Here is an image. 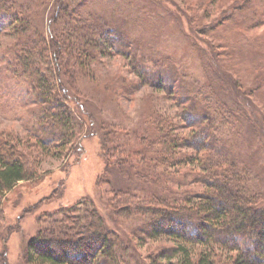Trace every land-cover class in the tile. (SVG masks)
<instances>
[{"label":"rangeland","instance_id":"rangeland-1","mask_svg":"<svg viewBox=\"0 0 264 264\" xmlns=\"http://www.w3.org/2000/svg\"><path fill=\"white\" fill-rule=\"evenodd\" d=\"M59 1H44L36 27L46 26ZM71 1L76 2L72 8L86 22L92 17L107 29L99 41L103 52L87 70L72 60L77 71L71 67L68 73L63 72L67 100L84 127L74 143L59 146L50 154H38L34 148L41 159L37 166L42 177L19 182L0 204L5 215L0 221V264H29L26 246L40 226L59 216L56 212L60 209L76 203L82 206L85 201L99 210L105 228L115 234L120 247L116 259L105 264H175L183 256L193 263L205 246L160 231L153 234L154 225L147 219L118 212L127 202L116 204L119 196L112 190L127 183L116 182L114 174L105 172L110 161L105 145L124 153L140 148L139 136L146 132L149 116L163 112L180 122L178 113L187 104L188 88L206 85L212 79L224 101L240 116L235 155L251 169L255 188L264 193V1L256 3L259 10H250L244 1L221 0L224 5L212 15L194 9L198 0ZM227 9L229 19L217 23L216 16ZM193 33L204 48L203 56L192 46ZM127 38L131 43L125 46L121 39ZM15 42L8 27L0 30V140L7 137L17 143L19 137L34 142L28 133L35 123V94L24 78L12 75L8 64ZM138 64L152 67L150 81L135 72ZM163 72L172 74L171 78L177 76L174 82L167 81L168 90L157 86ZM157 171L163 173L164 169L159 166ZM178 173H174L176 177ZM176 177L168 188L184 191L188 184L182 185ZM129 182L128 186L140 191L134 178ZM224 253L230 254L228 250Z\"/></svg>","mask_w":264,"mask_h":264},{"label":"trees","instance_id":"trees-1","mask_svg":"<svg viewBox=\"0 0 264 264\" xmlns=\"http://www.w3.org/2000/svg\"><path fill=\"white\" fill-rule=\"evenodd\" d=\"M44 1L0 0V30L8 27L16 39L9 69L31 85L36 106L35 123L28 133L34 142L19 137L17 143L7 137L0 140V204L19 182L42 177L37 166L41 159L34 148L38 154H50L78 139L84 124L69 105L63 72L68 73L71 67L77 71L72 60L87 70L103 52L99 41L107 30L105 25L95 19L93 22L92 17L86 22L72 8L75 1L60 0L46 26L36 27ZM210 1L198 0L194 9L202 8V13L212 15L224 5L221 0ZM236 1H244L246 9L259 10L255 8L259 0ZM70 8L72 14L68 13ZM230 13L223 10L216 22L228 20ZM196 37L191 35L192 46L203 56L204 48ZM127 39H121L125 46L131 43ZM147 66L135 67L145 82L154 76L152 67ZM170 75L161 73L157 86L165 87L169 79L174 82L177 76ZM215 83L211 79L206 85L188 88L184 97L187 104L178 113L180 122L163 112L149 116V126L139 136L140 148L124 153L105 145L110 160L105 172L114 174L116 182L127 183L112 190L119 196L116 204L127 202L118 212L147 219L154 225L153 234L160 231L205 246L193 263L189 260L191 264H264V193L255 188L251 169L235 155L240 116L224 101ZM159 166L163 173L157 171ZM173 177L182 185L188 184L184 191L168 188ZM133 178L140 191L128 186ZM79 204L60 209L56 212L59 216L40 226L26 246L29 264H105L110 258L116 259L120 247L115 234L105 228L104 217L92 202ZM4 218L0 210V221ZM224 250L230 254L225 255ZM184 257L175 264H190Z\"/></svg>","mask_w":264,"mask_h":264}]
</instances>
